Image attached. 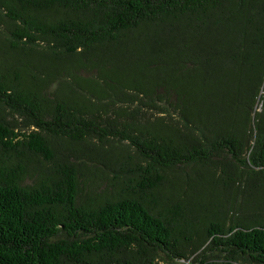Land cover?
<instances>
[{
    "label": "trees",
    "instance_id": "trees-1",
    "mask_svg": "<svg viewBox=\"0 0 264 264\" xmlns=\"http://www.w3.org/2000/svg\"><path fill=\"white\" fill-rule=\"evenodd\" d=\"M0 264H264V0H0Z\"/></svg>",
    "mask_w": 264,
    "mask_h": 264
}]
</instances>
